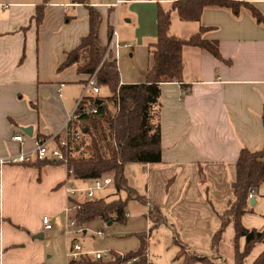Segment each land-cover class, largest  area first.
<instances>
[{
    "label": "crops",
    "instance_id": "1",
    "mask_svg": "<svg viewBox=\"0 0 264 264\" xmlns=\"http://www.w3.org/2000/svg\"><path fill=\"white\" fill-rule=\"evenodd\" d=\"M116 1L0 0V161L30 153L39 138L62 137L89 76L78 74L75 67H60L90 31L89 7L101 16L104 47L112 28L120 44L132 45L117 51L121 84L146 82L159 10L180 0ZM234 1L248 3L264 16V0ZM201 27L207 28L205 40L219 43L224 61L195 47L183 50V83L161 84L162 161L143 164L142 169L145 197L166 223L186 236L194 225L192 234L212 240L221 225L219 216L233 199L241 150L264 148V25L248 9L234 15L206 8L199 22L172 13L171 36L188 39ZM15 136H22L23 143L14 141ZM50 161L54 163H0V264H39L52 258L45 234L62 227L61 217L75 216L69 214L75 213L74 202L81 204L68 191L80 180L70 176L65 164ZM253 199V212L241 221L247 229L261 230L264 183ZM45 216L54 225L50 231L44 228ZM245 244L242 238L241 252ZM263 253L264 243L243 264H254Z\"/></svg>",
    "mask_w": 264,
    "mask_h": 264
},
{
    "label": "trees",
    "instance_id": "2",
    "mask_svg": "<svg viewBox=\"0 0 264 264\" xmlns=\"http://www.w3.org/2000/svg\"><path fill=\"white\" fill-rule=\"evenodd\" d=\"M88 4V0H75ZM48 3V0H46ZM206 8H218L231 11L239 15L242 9H248L253 18L264 25V16L254 6L234 0H180L172 4L168 10L160 9L158 14L157 41L151 46V66L147 72L146 82L142 84L123 85L120 80L119 67L116 60L106 59V47L99 37L101 16L99 12L89 7L90 31L81 41L79 47L67 55L60 70L75 67L78 74H96V83L100 87L110 88L112 95L103 99L88 95L75 111L74 118L68 126V162L70 176L77 180H97L106 176L113 179V186L117 192H125L128 200L137 201L150 206L148 219L154 227L166 224V219L160 209L152 205L145 196L129 185L125 176V167L129 164H158L162 161V131H161V84L183 83V50L195 47L210 53L219 61L221 56L219 43L203 38L207 28L201 27L199 33L188 39L170 35L172 13L177 12L183 21L199 22ZM44 7L38 9L37 23L42 22ZM113 28L110 35H112ZM111 39V36H110ZM110 41V40H109ZM87 82L85 83V85ZM97 100H102L97 105ZM96 109V113L91 110ZM264 118V117H263ZM81 132L80 139L75 134ZM47 138V137H42ZM60 137H57L59 140ZM40 163H54L50 160ZM63 164L62 162H55ZM31 164V163H30ZM72 172V174H71ZM264 183V148L251 152L241 150L236 163V180L232 186L233 199L226 211L220 216L221 228L212 240L213 250L219 254L225 245L224 234L229 226L234 228L232 246L234 248V264H243L246 257L259 244L264 243V227L261 230L247 229L242 224V217L253 212L249 195L257 192ZM128 200L100 199L80 204L75 210L78 227L96 220L125 224L128 219ZM72 205H79L74 202ZM1 223V217H0ZM141 240L140 249L129 254H112L111 260H90L82 257L78 262L70 264H122L129 259H138V264L147 262V239L145 233L138 235ZM246 241L243 252L240 250V240ZM175 243L180 247L178 259L182 264H195L206 261L199 257L183 243L178 234ZM121 255H124L122 257ZM254 264H264V253Z\"/></svg>",
    "mask_w": 264,
    "mask_h": 264
},
{
    "label": "rangeland",
    "instance_id": "3",
    "mask_svg": "<svg viewBox=\"0 0 264 264\" xmlns=\"http://www.w3.org/2000/svg\"><path fill=\"white\" fill-rule=\"evenodd\" d=\"M112 95L110 88L100 87V94L97 97L107 99ZM96 97V96H95ZM143 164L128 165L126 176L129 178L130 186L137 190L140 196H146V179L143 174ZM80 183V187L77 186ZM77 185L72 186L78 193L71 194L73 200L83 203L84 201L104 199L128 200L125 192H117L113 185L108 186L95 193L93 199L87 197L86 191L92 186L91 180H80ZM77 186V187H75ZM103 199V198H102ZM127 215L125 224L113 223L108 225L101 220H96L84 225L83 227L71 226L70 220L73 218L61 217V228H56L54 232H49L44 236L47 247L54 251L52 258H47L43 264H70L73 260L69 258L71 248L77 244L82 248L83 254H87L90 260L94 259L95 252L101 251L106 254H129L140 249L141 240L139 234L145 233L147 239L148 264H182L183 260L178 259L180 247L175 243L177 233L179 239L185 243L190 250L199 257L206 258L195 264H234V248L232 240L235 232L233 226H229L224 234L225 245L217 254L212 248V240L205 236H197L194 225L190 235H181V229L171 224H162L154 227L148 219L150 206L143 205L134 200H128ZM73 216L75 213H69ZM68 216V215H67ZM53 225V224H52ZM54 226V225H53ZM221 225L216 228L218 231ZM204 229V228H203ZM202 229V230H203ZM98 231L103 232V236L97 235ZM201 233V232H200ZM199 233V234H200ZM200 239V240H198ZM189 239V240H188ZM40 264V263H39Z\"/></svg>",
    "mask_w": 264,
    "mask_h": 264
},
{
    "label": "built area",
    "instance_id": "4",
    "mask_svg": "<svg viewBox=\"0 0 264 264\" xmlns=\"http://www.w3.org/2000/svg\"><path fill=\"white\" fill-rule=\"evenodd\" d=\"M119 2L120 1L117 0L115 5H118ZM131 46L132 45H128V44H120L118 42L117 30L114 29L112 32L109 44L107 46L103 61L106 59L117 60L118 58L117 51L120 48L127 49V48H130ZM115 50H116V53H115ZM89 93H92L95 95L100 93V88L97 86V83H96V74L90 76L89 79L87 80V84L85 85L83 96L80 99V101L77 103L75 111L80 105V103L82 102V100L85 97H87ZM75 111L68 117L64 127L61 130L62 137L59 140L53 137L52 138H39L34 142L33 149L31 150L30 153L21 154L20 156L14 159L1 160L0 163L2 165L12 164V163L28 164L32 162V159H35L36 161L53 160L55 162H62L63 164L67 165L68 158H67V154H65V151L68 150V126H69L70 121L74 118ZM91 112L96 113L97 111L96 109H92ZM81 135H82L81 132L76 133L75 134L76 139H80ZM13 140L16 142H20V143H23L24 141L22 136H15ZM54 143H56V146H54L55 145ZM111 185H113V179L110 176H106L102 179L93 180L92 186L86 191L87 197L89 199H93L95 197L96 192L108 186H111ZM68 191L70 194L78 193V191L74 190L73 188L69 189ZM249 198L250 199L254 198V192H252L249 195ZM79 208H80V204L75 206V210H78ZM67 211L70 212L71 208H69ZM42 222H43V225L46 231H50L53 229V225L51 224L50 217L45 216ZM69 223L71 226H76L77 225L76 218L73 217ZM97 235L99 237H102L103 232L98 231ZM84 256H87V254H83L82 248L79 245L75 244L71 248V252L69 253L68 257L73 259L71 262H78ZM121 256L124 257V255H121ZM146 257L148 258L147 255ZM111 258H112L111 255L106 254L101 251L95 252V256H94L95 260H106L107 261V260H111ZM138 262L139 260L136 258V259H129L126 262H123L122 264H138ZM40 264H43V263H40Z\"/></svg>",
    "mask_w": 264,
    "mask_h": 264
},
{
    "label": "water",
    "instance_id": "5",
    "mask_svg": "<svg viewBox=\"0 0 264 264\" xmlns=\"http://www.w3.org/2000/svg\"><path fill=\"white\" fill-rule=\"evenodd\" d=\"M102 102H103L102 100H97L96 103H97V105H101ZM27 129H28V128H23V132L26 133V134H27ZM29 129H31V128H29ZM250 205H251L252 207L255 206V200H254V199L251 200ZM111 224H112L111 222L108 223V225H111Z\"/></svg>",
    "mask_w": 264,
    "mask_h": 264
}]
</instances>
